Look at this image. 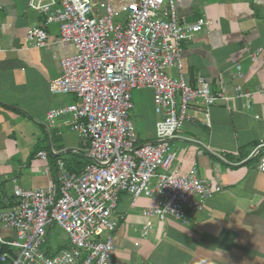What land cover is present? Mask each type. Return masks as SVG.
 I'll use <instances>...</instances> for the list:
<instances>
[{"label": "built area", "instance_id": "1", "mask_svg": "<svg viewBox=\"0 0 264 264\" xmlns=\"http://www.w3.org/2000/svg\"><path fill=\"white\" fill-rule=\"evenodd\" d=\"M185 1L28 0V8L44 22L27 30L26 41L40 49L64 44L73 49L61 59V74L51 80L49 92L73 95L78 103L50 110L45 131L50 136L55 120L71 116L65 124L82 141L90 162L72 172L60 159L56 181L49 187L14 190L13 201L0 211V231L14 230L16 240L0 236V249L15 253H2L0 262L112 264V234L121 220L116 210L122 194L131 198L132 207L142 197L153 202L142 211L145 229H150L154 218L187 224L189 212H203L207 201L222 191L199 178L195 168L179 175L172 144L183 126L193 122V107L208 110L222 103L229 108L235 99L264 96V87L251 92L234 85L231 95L222 77L216 91L200 73L192 83L187 81L183 47L210 31L212 22L201 18L180 24L177 9ZM52 23L59 25L60 34L50 41L45 27ZM262 53L254 50L249 58L257 62ZM234 70L231 78H242L241 65ZM146 88L153 92L159 119L154 140L141 143L130 114L133 93ZM258 151L252 150L243 162L258 154L257 169L264 174V151ZM47 157L45 151L36 154L43 161ZM53 227L68 241L54 253L44 249Z\"/></svg>", "mask_w": 264, "mask_h": 264}, {"label": "crops", "instance_id": "2", "mask_svg": "<svg viewBox=\"0 0 264 264\" xmlns=\"http://www.w3.org/2000/svg\"><path fill=\"white\" fill-rule=\"evenodd\" d=\"M177 17L180 24L201 18L212 22L210 31L183 47L189 83L200 73L214 91L222 77L231 95L234 85L251 92L264 87V0H186ZM43 22L28 8V0H0V211L11 204L17 187L45 189L55 182L58 160L78 170L74 172L89 161L82 141L65 124L71 116L55 120L50 136L43 125L50 110L78 103L73 95L49 92L72 47L40 49L26 41L27 30ZM45 31L53 41L60 27L52 23ZM258 49L263 53L252 62L249 53ZM236 64L242 78L234 80L230 74ZM190 114L193 122L183 126L172 144L174 168L179 175L195 168L199 178L222 191L207 201L203 212H189L187 224L154 218L150 229H145L142 211L153 202L142 197L132 207L131 198L122 194L112 264H264V174L257 169L258 154L243 162L252 150L264 151V96L235 99L229 108L222 103L208 110L193 107ZM130 119L141 143L154 140L159 118L150 89L133 95ZM40 151L47 152L45 161L36 158ZM55 229L48 230L44 246L53 253L68 243ZM0 236L16 240L11 229L1 230Z\"/></svg>", "mask_w": 264, "mask_h": 264}, {"label": "trees", "instance_id": "3", "mask_svg": "<svg viewBox=\"0 0 264 264\" xmlns=\"http://www.w3.org/2000/svg\"><path fill=\"white\" fill-rule=\"evenodd\" d=\"M64 162H65V161H64ZM89 162H90V161H87L84 165H87ZM65 164H66V163H65ZM66 167H67V169H68L69 171H72V172H74V171H78V170H76L75 168L69 166V164L66 165ZM4 252H11V251H10L9 249H7L6 247H2V248L0 249V255H1L2 253H4Z\"/></svg>", "mask_w": 264, "mask_h": 264}, {"label": "rangeland", "instance_id": "4", "mask_svg": "<svg viewBox=\"0 0 264 264\" xmlns=\"http://www.w3.org/2000/svg\"><path fill=\"white\" fill-rule=\"evenodd\" d=\"M136 92H138V91H135V92L133 93V95H134ZM55 231L57 232V228L55 229ZM62 234H63V236H64V233H62Z\"/></svg>", "mask_w": 264, "mask_h": 264}]
</instances>
